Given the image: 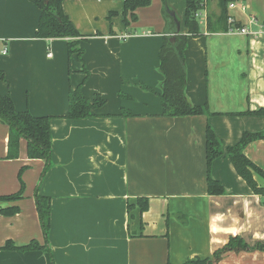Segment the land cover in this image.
Wrapping results in <instances>:
<instances>
[{"label": "crops", "instance_id": "1", "mask_svg": "<svg viewBox=\"0 0 264 264\" xmlns=\"http://www.w3.org/2000/svg\"><path fill=\"white\" fill-rule=\"evenodd\" d=\"M230 10L235 24L250 16L264 23V0H242ZM187 34V0H152L136 11L127 28L121 0H64L63 10L80 32L82 55H69V39H39L41 11L30 0H0V95H11L18 112L51 117V168L27 156L8 158L9 127L0 120V264H183L202 259L239 236L264 243V196L256 195L224 155L211 167L225 194L208 192L205 132L210 125L223 150L243 133L264 130V117L240 116L264 108V38L229 32L189 37L185 51V94L201 116L162 117L160 50L168 24ZM111 13H118L110 18ZM207 15L220 13L208 0ZM169 34V33H168ZM51 54V56H50ZM4 78V79H1ZM81 88L105 106L93 117L69 120V92ZM123 110L133 117H123ZM245 155L264 171V139ZM261 187L264 179L255 175ZM36 195L51 199L50 231L45 237ZM149 200L148 211L135 206ZM17 206L13 216L2 210ZM175 215L188 217L183 225ZM8 242L23 248L5 250ZM219 264H264V253L229 252Z\"/></svg>", "mask_w": 264, "mask_h": 264}, {"label": "trees", "instance_id": "2", "mask_svg": "<svg viewBox=\"0 0 264 264\" xmlns=\"http://www.w3.org/2000/svg\"><path fill=\"white\" fill-rule=\"evenodd\" d=\"M40 11L39 29L36 33L39 39H69V55H82L80 48V38L82 35L74 27L70 18L63 10L64 0H30ZM123 2V23L129 27L131 22L138 20L136 11L140 8H146L151 5L152 0H121ZM165 1V0H163ZM242 0H219L220 13L217 16L207 15L206 30L209 33L228 32L231 27L238 28L240 25H230L229 5ZM203 0H187L185 26L187 34H181L174 29L173 21L166 6L163 9L165 20L168 24L167 35L163 40L160 50V72L164 77L160 84V92L141 85L142 89L155 93L159 96L162 106V117L181 118L189 116H201L208 112L207 105L193 106L185 94L186 87V62L185 51L188 47L189 37L198 38L203 36V26L200 24L197 14L203 10ZM118 13H111L110 18L117 16ZM4 79V78H1ZM106 100L100 95H94L93 99L86 97L79 87L69 92V113L66 116L69 120H80L93 117L94 109L105 106ZM123 117H133L134 115L127 110H123ZM240 116H261L264 117V108L257 111L237 113ZM0 120L9 127V151L8 158L15 159L19 155L20 142L24 139L27 142V156L32 160H44L46 166L44 174L51 168L52 159V134L51 117H36L29 111L18 112L11 95H0ZM206 139V158H207V183L208 192L212 196H221L225 194V189L221 183L211 176V167L213 162L226 155L233 164L237 174L247 183L248 187L256 195L264 196V187H261L255 175L264 179V171L255 165L246 155L245 149L252 143L264 139V130L256 133H243L240 141L226 151L218 139L213 128L208 125L205 132ZM25 168L19 173L21 189L18 193L0 196V204L6 202H18L23 199L25 184L22 175ZM36 205L39 218L45 237H48L50 231L51 199L49 197L36 195ZM138 207L141 213L148 211L149 200L139 198L136 205H128L129 212ZM20 211L19 207L11 206L4 208L2 212L7 216H13ZM183 225L188 224V219L183 215H175ZM45 247L36 242L29 246L17 248L12 242H8L3 248L5 250H41ZM264 253V243L256 242L253 245L248 244L243 238L231 237L229 242L221 249L217 250L212 257L189 259L183 264H219L225 255L229 252H254Z\"/></svg>", "mask_w": 264, "mask_h": 264}, {"label": "built area", "instance_id": "3", "mask_svg": "<svg viewBox=\"0 0 264 264\" xmlns=\"http://www.w3.org/2000/svg\"><path fill=\"white\" fill-rule=\"evenodd\" d=\"M208 0H203V10L200 11L197 14V18L200 21V24L206 28L207 26V13H206V8H207ZM238 8L243 12H246L247 7L240 5L238 2L232 3L229 5V9H235ZM229 24L230 25H235V20L231 17L229 18ZM229 33L237 34V35H244V36H250L254 38H264V23L259 21L255 15L250 16L248 25L246 27H231L228 31ZM51 56V54H50Z\"/></svg>", "mask_w": 264, "mask_h": 264}, {"label": "rangeland", "instance_id": "4", "mask_svg": "<svg viewBox=\"0 0 264 264\" xmlns=\"http://www.w3.org/2000/svg\"><path fill=\"white\" fill-rule=\"evenodd\" d=\"M188 219V217H186Z\"/></svg>", "mask_w": 264, "mask_h": 264}]
</instances>
